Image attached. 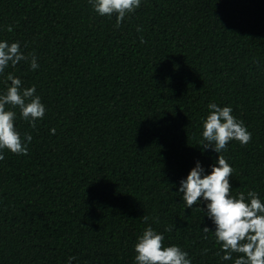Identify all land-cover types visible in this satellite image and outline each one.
Listing matches in <instances>:
<instances>
[{"label":"trees","instance_id":"trees-1","mask_svg":"<svg viewBox=\"0 0 264 264\" xmlns=\"http://www.w3.org/2000/svg\"><path fill=\"white\" fill-rule=\"evenodd\" d=\"M115 25L88 0H0V39L40 64L5 75L46 107L35 128L13 109L33 139L0 161V264H134L149 225L193 264H231L200 231L211 221L173 193L216 159L200 133L217 103L252 133L222 153L232 189L264 198V0H142Z\"/></svg>","mask_w":264,"mask_h":264},{"label":"clouds","instance_id":"clouds-1","mask_svg":"<svg viewBox=\"0 0 264 264\" xmlns=\"http://www.w3.org/2000/svg\"><path fill=\"white\" fill-rule=\"evenodd\" d=\"M88 3L101 17L115 16V26L119 28L128 14L140 8L142 0H88ZM12 30L11 26L7 29ZM137 31L142 29L138 27ZM21 61L27 62L33 72L40 68L36 55H25L18 41L0 39V76L5 79L4 90L0 91V161L4 160L5 151L28 155V145L33 139L29 133L21 136L15 126L17 112L13 109L18 108L20 117L32 128L46 113L35 85L24 87L19 76L11 72L5 75L6 69L15 68ZM207 109V115L201 118L200 143L205 152H214L216 159L207 167L196 160L187 176L174 185L176 192L173 194L181 197L185 210H194L195 206L211 221L214 228L200 226V231L205 239L208 234L212 235L219 245L217 254L222 253V261L264 264V198L256 191L245 194L232 189L230 179L234 168L222 154L232 141L247 145L252 133L233 115L231 106L209 103ZM55 132V128L50 130L52 135ZM142 219L147 222V217ZM164 240V234L151 225L144 228L133 248L134 264H193L187 251L176 244L164 245ZM73 260L75 257H70L68 264Z\"/></svg>","mask_w":264,"mask_h":264}]
</instances>
